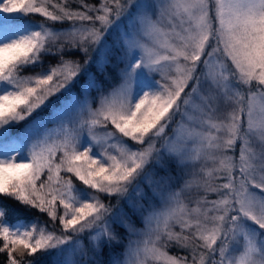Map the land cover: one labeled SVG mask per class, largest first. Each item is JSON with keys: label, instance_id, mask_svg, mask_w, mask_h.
Here are the masks:
<instances>
[{"label": "snow or ice", "instance_id": "6c2138e0", "mask_svg": "<svg viewBox=\"0 0 264 264\" xmlns=\"http://www.w3.org/2000/svg\"><path fill=\"white\" fill-rule=\"evenodd\" d=\"M76 2L0 0L5 264H264V0Z\"/></svg>", "mask_w": 264, "mask_h": 264}, {"label": "trees", "instance_id": "16d2710c", "mask_svg": "<svg viewBox=\"0 0 264 264\" xmlns=\"http://www.w3.org/2000/svg\"><path fill=\"white\" fill-rule=\"evenodd\" d=\"M74 1H76V0H74ZM85 2L86 3L95 4V3H97V0H85ZM30 18H32L34 20L35 19H41V17L38 16V15H33ZM71 58L83 60V57H81L78 54L73 55ZM43 60H44V65L45 66L50 64V63L53 64V63L57 62V58L53 57V56H44ZM38 69H39L38 67H35V68H29V69H26V70H30V71L32 70L33 71V70H38ZM108 71L111 73L113 70L111 68H109ZM97 75H99V74H97ZM239 147H240V145H239V142H238L237 143V149H236V154L237 155H238ZM256 147L258 148L259 145H257ZM76 182H78V181H76ZM211 196L215 197L214 195H211ZM0 203H3L4 205H6L8 207L9 214H8L7 219L10 222H14V221H16L18 219L38 220V221L48 225L50 230H51V227H52L51 226V220L46 214L40 213L36 209L25 208V207L21 206L20 204L14 202V201L8 200L6 198H0ZM113 203H115V201H113ZM118 231H120L122 236H126V233L124 232L123 229H118ZM58 234H59V231H58ZM84 241H85V243L87 245L88 244V240L85 238ZM126 243H127V240L125 239L123 244L114 246L111 250L105 249L103 254H102V257H101L103 262L104 263L109 262V260L111 259L110 252H111L112 255L121 254L122 251L124 250V244H126ZM169 249H170V251H172L173 253H175L177 255H188V252L186 250L180 249L179 247H177L175 245L172 246V248H169ZM25 258L27 259V257H25ZM5 260H6V255L3 254V253H0V264H5ZM52 260H53L52 254L45 255V256L40 258V260L38 261V264H52Z\"/></svg>", "mask_w": 264, "mask_h": 264}, {"label": "rangeland", "instance_id": "374dc122", "mask_svg": "<svg viewBox=\"0 0 264 264\" xmlns=\"http://www.w3.org/2000/svg\"><path fill=\"white\" fill-rule=\"evenodd\" d=\"M62 2V0H53V3H61ZM70 6L73 8V9H76V8H78V7H80V5L76 2V1H74V0H70ZM38 15V14H37ZM39 16V15H38ZM41 17V16H40ZM29 19H31L32 21H34V22H41L42 21V17H41V19H32V18H30L29 17ZM53 27L54 28H56V29H67L68 27H69V23L68 22H65V23H63V24H60V23H57V24H55V25H53ZM72 59H74V58H72ZM56 63V62H55ZM55 63H53V64H55ZM47 66V65H46ZM45 66V67H46ZM36 71H39V69L38 70H25V72H24V74L25 75H29V74H32L33 72H36ZM156 79H159V76H157L156 77ZM229 154H231V153H229ZM74 183H76L77 184V186L78 187H82L78 182H76L75 180H74ZM216 197H212L211 195L209 196V199H215ZM62 213V209H58V214H61ZM42 223V222H41ZM44 224V223H43ZM138 227H142V225H137ZM177 230H179V229H177ZM84 243H85V241H84ZM85 246H89V242H88V244L86 245V243H85ZM170 248H172V247H170ZM168 250V252H169V254H171V255H177V254H175V253H173L172 251H170V249L168 248L167 249ZM242 250V249H241ZM124 251V250H123ZM122 251V252H123ZM238 254V253H237ZM177 256H179V255H177ZM64 257H61V259H63ZM73 259H79V257L78 256H76V257H73ZM104 264H108V262H106V263H104Z\"/></svg>", "mask_w": 264, "mask_h": 264}]
</instances>
